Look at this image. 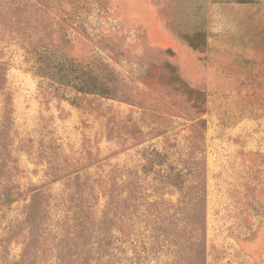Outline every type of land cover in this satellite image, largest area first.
Listing matches in <instances>:
<instances>
[{
	"label": "rangeland",
	"instance_id": "rangeland-1",
	"mask_svg": "<svg viewBox=\"0 0 264 264\" xmlns=\"http://www.w3.org/2000/svg\"><path fill=\"white\" fill-rule=\"evenodd\" d=\"M45 43L109 95L36 75ZM6 191L0 264H264V0H0Z\"/></svg>",
	"mask_w": 264,
	"mask_h": 264
},
{
	"label": "trees",
	"instance_id": "trees-1",
	"mask_svg": "<svg viewBox=\"0 0 264 264\" xmlns=\"http://www.w3.org/2000/svg\"><path fill=\"white\" fill-rule=\"evenodd\" d=\"M234 2H248L250 0H233ZM56 51L51 48L49 43H45L40 48L35 50V54L37 56V60L35 65H33L34 73L40 77H49L53 81L64 85L71 86L75 88L77 91L83 93L90 94H98L101 96L109 95V92L103 90V85L101 84V80L98 76L88 75L86 73V67L82 63H76L73 60L67 59L64 55L58 57L57 54H54ZM86 73V74H85ZM129 193V191H128ZM16 193H11V191L1 192L0 193V205L6 204L14 201ZM205 194V189L199 196V199H202V196ZM39 193L36 194L38 196ZM122 207L126 208L125 203L128 202V194L122 200ZM110 203V202H109ZM108 203V204H109ZM33 205V203L31 204ZM80 206L79 210L74 211V217L78 216L79 211L82 209V204H78ZM205 222V211L204 207L198 206L195 209L194 215V227L193 234L195 237L194 245H201L202 229H204ZM130 224L129 218L125 215L122 217V228L123 226H128ZM124 233H129L127 229H122ZM125 233V234H126ZM194 256H196L198 263L200 264V260L202 258L201 253L197 252Z\"/></svg>",
	"mask_w": 264,
	"mask_h": 264
},
{
	"label": "crops",
	"instance_id": "crops-1",
	"mask_svg": "<svg viewBox=\"0 0 264 264\" xmlns=\"http://www.w3.org/2000/svg\"><path fill=\"white\" fill-rule=\"evenodd\" d=\"M220 8V5L216 4L212 6L211 11L212 13H217V9L219 10ZM226 9L228 13L226 18V34L227 39L231 42L230 49L239 54V56H245V53H243V51L248 49L247 47H244L243 44L244 39H246V22L250 20L257 28L259 26L260 17L259 15H256L252 12L248 15L244 11L245 7H241L240 3H228ZM249 16L251 18H249ZM214 29L215 28L212 27V33Z\"/></svg>",
	"mask_w": 264,
	"mask_h": 264
}]
</instances>
